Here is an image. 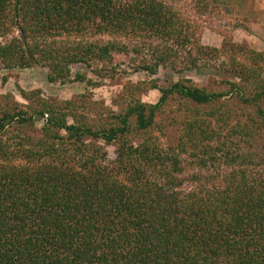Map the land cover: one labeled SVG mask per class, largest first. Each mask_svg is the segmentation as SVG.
Here are the masks:
<instances>
[{
  "label": "trees",
  "instance_id": "trees-1",
  "mask_svg": "<svg viewBox=\"0 0 264 264\" xmlns=\"http://www.w3.org/2000/svg\"><path fill=\"white\" fill-rule=\"evenodd\" d=\"M126 41L146 50L135 70L230 78L152 79L156 102L106 115L86 95L0 94V264H264V50L202 45L171 0H0V69L64 81Z\"/></svg>",
  "mask_w": 264,
  "mask_h": 264
},
{
  "label": "rangeland",
  "instance_id": "rangeland-1",
  "mask_svg": "<svg viewBox=\"0 0 264 264\" xmlns=\"http://www.w3.org/2000/svg\"><path fill=\"white\" fill-rule=\"evenodd\" d=\"M171 1L199 27L202 45L219 49L224 42L231 41L256 51L264 50V0ZM126 43L130 50L126 56H115L111 62L91 66L73 64L70 66L69 78L64 81L50 82L47 78L48 68L42 65L14 70L0 69V94L9 93L20 101L19 89H40L45 97L63 100L86 95L90 96L89 103L94 109L106 115L111 110L116 111L131 94L146 103L156 102L159 91L148 89L152 79H157L158 85L165 86L169 81L185 78L199 87L220 90L221 86L216 84L217 79L230 78V74L222 69L219 62H212L208 69L178 71L163 67L155 75L135 70L146 50L137 55L131 50L136 43ZM78 73L85 78L83 81L76 78ZM106 149L109 159H114V147L108 146ZM244 151L247 150L244 148ZM258 151L264 155V145H260Z\"/></svg>",
  "mask_w": 264,
  "mask_h": 264
}]
</instances>
